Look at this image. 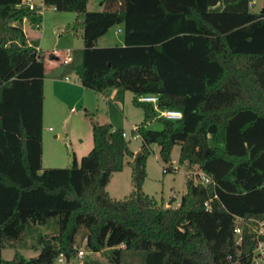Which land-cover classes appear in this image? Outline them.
<instances>
[{"label": "trees", "instance_id": "16d2710c", "mask_svg": "<svg viewBox=\"0 0 264 264\" xmlns=\"http://www.w3.org/2000/svg\"><path fill=\"white\" fill-rule=\"evenodd\" d=\"M254 1L102 0L95 12L89 0H43L76 15L67 29L82 31V86L115 89L121 103L131 92L144 115L132 130L142 140L137 153L123 129L91 119L94 147L80 164L44 169L47 67L23 28L43 16L24 0H0V264H58L61 255L74 264L84 241L89 253L113 251L116 264L123 251L147 252L146 264H264L257 252L264 242V7L252 12ZM119 26L124 46H96ZM146 95L183 118H157L152 104L138 100ZM156 118L160 131L147 127ZM155 145L170 165L165 173L175 171L180 146L179 164L214 183L186 178L176 208L145 194ZM128 157L133 190L117 200L107 186ZM33 236L37 257L16 251L3 259V250ZM84 261L91 264L88 254Z\"/></svg>", "mask_w": 264, "mask_h": 264}, {"label": "rangeland", "instance_id": "374dc122", "mask_svg": "<svg viewBox=\"0 0 264 264\" xmlns=\"http://www.w3.org/2000/svg\"><path fill=\"white\" fill-rule=\"evenodd\" d=\"M102 0H89V11H100V4ZM264 7V0H255V4L251 10L254 13H261ZM63 16L75 17L74 13H64ZM52 19V18H51ZM53 20V19H52ZM29 24V23H28ZM54 23L51 24V28ZM60 25V24H58ZM28 26V25H27ZM61 25L57 28L48 29L44 34L42 40L43 56L47 67L46 86H47V100L45 104V123L46 129L51 128L52 131H46L47 141L45 143V155L43 158L44 169H65L70 168L77 159L78 164L82 157L88 155L93 149V133H92V120L99 124L104 125L109 123L118 129H123L129 137L132 135V130L135 125H139L144 120V115L141 109L137 108L134 103V94L127 92L123 103L118 100L102 101L99 97L90 93L87 96L86 104L88 105L89 112H86V107L83 106L80 100H70L68 102L60 103L58 98H54L53 88H48L51 84V76L54 74L53 67L61 68L51 59L48 51L57 49H71L72 62L66 66V75L70 77L72 82H79L77 76V68L81 65L83 41L76 39L71 41L67 37H63L60 41ZM37 30V29H36ZM37 32L42 33L41 30ZM122 36L116 35L115 40L117 46H122L120 41ZM119 43H122L121 45ZM59 70V69H58ZM46 79V78H45ZM49 91L51 92L49 94ZM60 105V106H59ZM57 107H60L59 115L57 116ZM91 116L93 118H91ZM158 118V117H157ZM149 122L147 127L150 130L160 131L163 126L158 119ZM67 126V130H65ZM55 135H59L58 139H54ZM129 141V140H128ZM131 151L137 153L142 147L141 138L131 140ZM152 154L147 162V178L143 186L145 194L154 197L159 203L164 202L166 207H178L181 203L183 195L186 193V172L188 166L179 164L180 146H175L172 152V166L176 171L165 173L164 169L167 166L159 155L160 148L158 146L152 147ZM131 158H127L125 168L122 172L114 173L111 177L110 183L107 186L109 194L117 199L123 200L128 197L133 190L132 185V169L128 162ZM263 225V224H262ZM46 228H41L42 231L50 232ZM264 232V229H261ZM83 235L79 236L82 240ZM83 241V240H82ZM36 240L35 237H27L23 242L18 243L15 248L7 247L2 252V257L5 261L13 260L16 251H19L27 260L37 257L38 252H35L33 246ZM85 241L79 247V250H86ZM259 252V251H257ZM260 253V252H259ZM88 258L91 264H116L114 260L113 251H106L100 253H89ZM264 254V253H263ZM147 252L140 251H123L120 264H146Z\"/></svg>", "mask_w": 264, "mask_h": 264}, {"label": "crops", "instance_id": "0c3cea01", "mask_svg": "<svg viewBox=\"0 0 264 264\" xmlns=\"http://www.w3.org/2000/svg\"><path fill=\"white\" fill-rule=\"evenodd\" d=\"M35 4L41 8V1L40 0H36ZM89 4V3H88ZM100 7L102 10L103 6L102 3L100 4ZM64 13H60L58 11H56L55 8L53 7H45L44 13H43V22H42V26L41 28H37L33 25H31L28 21H25L23 24V28L25 31V34L27 36L28 42L29 44H32L33 42H39V50L41 52V54H43V48H42V40L44 38V34L48 31V29H53V28H57V26H62L61 27V33L60 35V41L61 39H64L63 37H67L69 38L71 41H75L76 39L82 40L83 41V37H82V31H77V32H73V31H69L67 28L71 25H73V23L76 20V15L75 17L72 16H63ZM53 20H52V19ZM29 23V24H28ZM53 24L54 27L51 28V24ZM60 24V25H58ZM28 25V26H27ZM41 30L42 33L37 32V30ZM119 35L122 36L123 39H121L120 41L123 43L122 46L125 45L124 42V31H123V26H119V27H115L113 29H111L105 36L101 37L97 43L96 46L98 48H108V47H114L117 46L115 44H118L117 41L115 40V36ZM122 43H119L120 45ZM84 48V41H83V45L80 48L81 50H83ZM68 50H71L69 48L67 49H62V51H58L57 49L53 50V51H48L49 55L51 56V59L53 61L56 62V64L58 65H62L59 66L61 68H56L55 66L53 67L54 70V74L51 76L50 80H51V84L48 85L50 89L53 88V92H54V98H58L60 100V103H64L65 101L68 102L70 100H80L83 106H85L86 112H89L90 107H88V105L86 104V99L87 96L90 95V93H93V95H95L96 97H99L100 100L102 101H108V100H116V94H117V90H111L109 92H107L106 94H100V93H96L94 91L85 89L80 80L79 82H72V80L70 79L69 76L66 75L67 70L66 66H69L70 64H64L62 62L63 58L65 57V54L67 53ZM82 62V61H81ZM48 74V73H47ZM46 80L47 77L45 79L44 82V95H45V100H44V116H43V126L45 123V104H46V100H47V86H46ZM51 92L49 91V94ZM60 106V105H59ZM59 110L60 107H57V116L59 115ZM109 124V123H106ZM113 126V125H112ZM138 125H135L134 128H136ZM114 127V126H113ZM67 130V126L65 127ZM115 129H118L116 127H114ZM52 131L51 128L46 129L44 126V133H43V158L45 155V143L47 141V136L45 135L46 131ZM59 135H55L54 139H58ZM77 160V159H76Z\"/></svg>", "mask_w": 264, "mask_h": 264}, {"label": "built area", "instance_id": "2783aa9c", "mask_svg": "<svg viewBox=\"0 0 264 264\" xmlns=\"http://www.w3.org/2000/svg\"><path fill=\"white\" fill-rule=\"evenodd\" d=\"M35 1L36 0H24V3L26 5H28L31 10H35V8L37 6L35 4ZM40 1H41V8L37 11V14L43 16V13H44V10H45V5L43 3V0H40ZM254 4H255V1L252 3V5H254ZM41 26H42V24H38L36 27L37 28H41ZM62 62L64 64H70L72 62V55H71L70 50L67 51V53L65 54V57L63 58ZM138 100L141 103L152 104L154 106L155 110L157 111V117L158 118H162V119H165L167 121H172V122L180 121L183 118V113L181 111H178V110H160L158 108V103H159V97L158 96L146 95V96L139 97ZM134 129H136V128H134ZM123 137L125 139L129 140V141L137 140V139L141 138L138 134H132L129 137V135L126 132L123 133ZM174 170H175V168H174ZM185 175H186V178H194L196 183H199V184H202V185H205V186L214 183L212 178L209 175H207L206 173L202 172V171L188 170ZM236 232L240 233V230H236ZM257 251H259L262 254L264 253V242H260L259 243ZM86 255H87L86 251L79 250L78 256H77L76 261H75L74 264H85L84 257ZM57 263L58 264H67V261H66V258L64 257V255H61L59 257Z\"/></svg>", "mask_w": 264, "mask_h": 264}]
</instances>
